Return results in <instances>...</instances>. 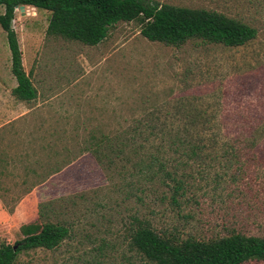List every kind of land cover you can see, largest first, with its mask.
I'll return each mask as SVG.
<instances>
[{"label":"rangeland","instance_id":"obj_1","mask_svg":"<svg viewBox=\"0 0 264 264\" xmlns=\"http://www.w3.org/2000/svg\"><path fill=\"white\" fill-rule=\"evenodd\" d=\"M158 1L220 10L256 25L258 35L239 46H174L143 36L135 18L91 45L47 33V9L16 8L21 65L37 94L20 101L10 93L16 82L0 26V199L11 216L0 241L21 238L22 224L69 227L56 247L22 251L15 264H153L129 244L133 215L181 237L264 234V163L248 149L227 170L209 158L167 165L176 180L138 163L155 149L165 153L146 127L180 122L178 111L221 113L227 126L264 120V0Z\"/></svg>","mask_w":264,"mask_h":264},{"label":"trees","instance_id":"obj_2","mask_svg":"<svg viewBox=\"0 0 264 264\" xmlns=\"http://www.w3.org/2000/svg\"><path fill=\"white\" fill-rule=\"evenodd\" d=\"M0 4L4 7L0 13V26L6 33L10 51L9 70L16 82L10 93L20 101H31L37 96L28 73L22 68L21 50L12 27L14 12L20 5L50 11L47 33L91 45L104 40L110 26L135 18L140 21L143 36L174 46L188 41L239 46L253 41L258 35L256 25L220 10L158 0H0ZM177 116L180 122H155L146 127L159 140L160 149L163 146L165 153H174L173 157L163 159L159 156L162 152L155 149L145 157L140 156L139 168L147 169L151 176L162 173L176 180L170 175L173 172L166 169L167 165L202 158H209L214 164L221 163L220 169L227 170L232 165L242 164L240 153L244 148L256 164L264 163V120L247 123L245 117L238 125L227 126L221 120V113L217 116L200 110L186 114L178 111ZM211 120L215 121L210 126L205 125ZM141 127L136 128L137 135L142 133ZM236 143L242 144L237 146ZM173 188L171 198L177 203L175 192L180 185L175 183ZM30 225H20L22 237L12 243L0 241V264H15L22 251L52 249L69 233L68 225L58 221L44 220L35 231H29ZM128 232L130 246L153 264L264 261V234L232 230L207 239L181 237L175 227L155 228L138 215L131 217Z\"/></svg>","mask_w":264,"mask_h":264},{"label":"crops","instance_id":"obj_3","mask_svg":"<svg viewBox=\"0 0 264 264\" xmlns=\"http://www.w3.org/2000/svg\"><path fill=\"white\" fill-rule=\"evenodd\" d=\"M26 8H34L32 6H24ZM37 97V96H36ZM36 99V98H35ZM34 100V99H33ZM1 127V125H0ZM0 227H11V216L4 208L3 202L0 199Z\"/></svg>","mask_w":264,"mask_h":264},{"label":"water","instance_id":"obj_4","mask_svg":"<svg viewBox=\"0 0 264 264\" xmlns=\"http://www.w3.org/2000/svg\"><path fill=\"white\" fill-rule=\"evenodd\" d=\"M18 9L22 12V14H25V7L23 5H20Z\"/></svg>","mask_w":264,"mask_h":264}]
</instances>
